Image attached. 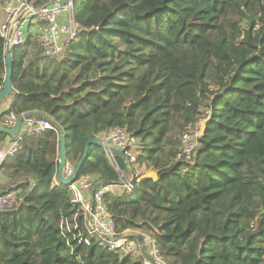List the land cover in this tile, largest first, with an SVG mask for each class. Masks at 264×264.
I'll list each match as a JSON object with an SVG mask.
<instances>
[{"label":"trees","instance_id":"obj_1","mask_svg":"<svg viewBox=\"0 0 264 264\" xmlns=\"http://www.w3.org/2000/svg\"><path fill=\"white\" fill-rule=\"evenodd\" d=\"M73 10L78 37L59 57L32 34L12 47L0 121L50 115L73 165L89 138L126 127L140 151L136 162L116 154L121 172L157 178L136 175L128 192L98 144L80 172L114 187L104 203L120 234L144 249L142 233L153 235L167 264H264V0H74ZM6 45L0 32V89ZM203 118L191 159L178 158L185 126ZM59 140L56 129L24 134L0 164V192L18 194L0 208V264H145L91 235L73 191L55 184Z\"/></svg>","mask_w":264,"mask_h":264},{"label":"built area","instance_id":"obj_2","mask_svg":"<svg viewBox=\"0 0 264 264\" xmlns=\"http://www.w3.org/2000/svg\"><path fill=\"white\" fill-rule=\"evenodd\" d=\"M73 9V1L61 5L48 4V0H9L5 7L8 17L0 25V32L12 47L24 44L26 36L32 34L33 39L43 47L46 56L57 58L62 54L65 47L78 37L79 26L75 20ZM19 16L20 19L18 20ZM11 29L13 32L9 36ZM210 113V109L204 111L207 117H210ZM18 118L19 116L15 112H9L2 123L10 128L17 123ZM202 120L185 126L180 136L182 144L177 154L178 158L191 159L194 149L198 146L199 137L203 133ZM25 123V129L21 131L18 138L0 147V164L7 158L14 156L22 148L21 140L24 134H36L46 129L57 130L48 119L38 116L26 119ZM97 138L118 172H121V169L116 159L117 153L113 149L123 151L128 162L137 161L140 140L131 134L126 127H114L103 131L98 134ZM73 167L72 163L67 162L64 175L69 176ZM121 177L122 184L128 189V192H132L134 190L133 178L136 177V173L133 172L132 175L121 172ZM54 181L56 185H66L73 191V202L83 211L91 235L99 234L113 242L111 249L125 252L133 257H138L143 251L147 252L152 260L144 256L145 264H167L153 235L142 233L147 247L144 249L139 241L130 240L131 237L128 232L120 234L117 231L114 217L104 203V195L112 189L111 184L105 183L98 186L92 194L94 186L101 181L94 174H80L73 182L63 184L56 173ZM93 198L94 204L92 203ZM17 202L16 190L0 192V208L13 206ZM89 213L91 214L90 221H88ZM137 233L133 231V234ZM96 238L98 239V237ZM83 239L87 243L90 242L88 238ZM101 243L104 244L102 241Z\"/></svg>","mask_w":264,"mask_h":264},{"label":"water","instance_id":"obj_3","mask_svg":"<svg viewBox=\"0 0 264 264\" xmlns=\"http://www.w3.org/2000/svg\"><path fill=\"white\" fill-rule=\"evenodd\" d=\"M69 1H73L74 0H48V4H61V5H65L68 4ZM18 20L20 19V16L17 18ZM13 29L10 30L9 36L12 35ZM12 46L10 44V42H7L6 45V76H5V80H4V86L0 89V105L4 102V100H6L7 98L10 97L11 93L13 92V85H12V76H13V70H14V63H13V58H12ZM42 117V118H46L48 119L59 131V142H60V159H59V167H58V171H57V176L58 179L63 183V184H69L71 182H73L81 173V169L83 167L84 162L86 161V159L88 158L89 155V147L91 144H98V145H102V143L99 141V139L97 137H91L89 138L86 142H85V148H84V152L82 157L80 158V160L74 165L73 170L71 172V174L69 176H65L64 175V169L65 166L67 164V157H66V149H65V142H66V130L64 129V127L56 120H54L50 115L42 112V111H31V112H26L23 113L22 115L19 116L17 123L13 126V127H6L1 121H0V131L6 133L8 136H10L12 139H16L19 137V135L21 134L22 131V127L24 122L26 121V119L31 118V117ZM113 151L117 154H119L120 156H122L125 161L128 163V160L126 158V155L123 151L119 150V149H113ZM135 179V177L133 178V180ZM109 181L107 179L101 180L100 182H98L92 191V194H94L95 189L98 186H101L105 183H108ZM34 186H32L31 188H29L27 191L30 192L34 189L35 187V183H33ZM92 203L94 204V198ZM91 219V214H88V221H90ZM96 237H98V239L100 241H102L107 247H111L113 246V242L100 236L99 234H95ZM131 237V235H129ZM134 237H136L137 239L138 236L137 235H132ZM145 257L149 260H152L151 257L149 256V254L145 251H143Z\"/></svg>","mask_w":264,"mask_h":264},{"label":"crops","instance_id":"obj_4","mask_svg":"<svg viewBox=\"0 0 264 264\" xmlns=\"http://www.w3.org/2000/svg\"><path fill=\"white\" fill-rule=\"evenodd\" d=\"M5 20H6V19H2V20H0V25L3 24V23L5 22ZM12 101H13V97L11 96V97H9V98L7 99L6 102H4V104L2 103V105H0V111H2V110H4V109L8 108V107L11 105ZM25 125H26V123L24 122L23 127H22V130L25 129ZM11 141H12V140H11V137L8 136L7 139H6L5 144H3V145H6V144L10 143ZM148 173H154L155 176H148V175H147ZM0 175L2 176V173H1V172H0ZM139 175L142 176V174H139ZM3 176H4V175H3ZM138 177H139V176H138ZM145 177L157 178V172H156L155 170H148V171L145 172V174H144L140 179L145 178ZM4 178H5V177H4ZM1 181H3V180L1 179ZM112 189H114V187H112Z\"/></svg>","mask_w":264,"mask_h":264},{"label":"rangeland","instance_id":"obj_5","mask_svg":"<svg viewBox=\"0 0 264 264\" xmlns=\"http://www.w3.org/2000/svg\"><path fill=\"white\" fill-rule=\"evenodd\" d=\"M8 1L9 0H5V1L0 0V20L7 19V17H8V14H7L6 10H5V7L7 6ZM205 122H206V120L203 119L202 122H201L202 127L204 126ZM144 168H145L144 166H136V175H138L139 178H141L145 174V172H144L145 169ZM139 174H142V176L139 175ZM121 188L123 190L125 189L124 187H121Z\"/></svg>","mask_w":264,"mask_h":264}]
</instances>
